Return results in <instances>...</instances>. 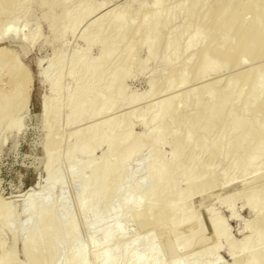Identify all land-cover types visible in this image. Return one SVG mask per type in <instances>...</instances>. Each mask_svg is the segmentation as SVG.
I'll list each match as a JSON object with an SVG mask.
<instances>
[{"label": "bare ground", "instance_id": "bare-ground-1", "mask_svg": "<svg viewBox=\"0 0 264 264\" xmlns=\"http://www.w3.org/2000/svg\"><path fill=\"white\" fill-rule=\"evenodd\" d=\"M33 6L42 10L41 18L47 22L54 38L78 34L85 43L83 49L72 53L68 62V56L64 57L61 49L53 51L49 59L58 65L59 74L64 72L66 64L69 66L67 77L71 78V83L75 80L76 68L85 78L79 84L75 82L68 94V107L64 106L68 108L67 111L64 108L67 125L163 94L171 88L178 90L190 76L197 79L221 69H233L247 61L254 64L228 75L223 85L217 79L185 91L182 101L178 98L179 92L172 93L139 113H123L77 128L71 134L72 140L63 147L64 151L60 149L61 141L56 139L58 125L57 137L63 131L60 122L63 106L58 101L63 84L62 80H54L53 97L43 123L45 168L51 175L47 192L34 204L41 209L39 229L22 241L23 261L17 260L14 250L9 254L1 253L0 264H56L53 244L57 236L62 237L68 247L76 246L75 252L70 254L68 248L63 247L64 264H87V252L80 244L83 240L77 234L75 216L65 219L69 210L56 214L52 209L53 188L59 182L64 183L61 169L51 170L60 155L59 149L71 160V174L74 175L78 167H82V172L91 169L92 197L105 201L111 194L118 196L114 206L91 215L96 242L98 232L101 234L100 248L96 250L99 243L94 239L92 242L99 264H196L175 258L176 253L170 250L173 232L162 223L173 218L164 203L176 192L180 196L174 218L176 232L179 228L181 231V227L197 229L198 218L204 224L203 234L198 235L191 247V254L195 255L218 250L220 241L228 235L224 220L211 210L213 208H201V199L224 206L235 218L234 201L242 194L253 218L241 225V229L247 231L242 241L228 242L231 264H264V172L260 179L255 173L250 176L261 166L264 168V0H152V6L136 0L119 5L120 8L115 5V11L111 8V12L101 16L99 12L96 17L92 15L104 7V2L0 0V41L19 38L32 44L37 37L39 39L38 32L33 35L18 32L19 23L25 22ZM95 45L99 46V53L91 57L90 51ZM142 50L145 56L141 58L138 53ZM109 71L110 76L103 86L101 83ZM48 72L47 66L39 74L47 79ZM134 74H146L150 88L144 94L127 88L126 79ZM4 75L12 77L13 82L5 88L0 81V144L5 142L7 132L21 130L31 87V75L22 64L20 54L1 45L0 80ZM149 114L154 131L135 134L134 118L143 123ZM167 144L171 148L166 154L161 147ZM146 147L150 151L148 158L143 159L145 172L137 179L129 164ZM98 148H103V152L95 158L93 152ZM204 155L209 158L207 163L202 160ZM217 162L222 164L219 171L215 166ZM246 174L249 179H244ZM238 180L242 181L234 184ZM129 182L134 183V188L123 195L122 188ZM181 182L185 186L179 189ZM142 188L149 195L145 202L136 194ZM85 192L86 188L82 187L76 201L83 214L88 213L83 200ZM65 200L67 203L68 199ZM3 206L4 203L0 208ZM27 206L30 211L26 225L34 219L35 209L33 203ZM146 206L156 209L152 220L149 222L147 218L144 226V229L150 228L151 223L153 234H149V238L144 232L139 234L144 241L146 235L145 244L150 243L147 253L135 249L134 239L130 244L126 240L128 246L123 247L121 242L111 245L114 238L119 240L123 235V226L117 218L132 215L142 221L148 214ZM6 211L0 214V227L8 226L14 239L22 233L23 227H12L17 213L8 208ZM64 220L68 221L66 228ZM201 227L199 225L200 231ZM118 244L123 248L121 258L113 256L119 249ZM217 261L213 258L208 264Z\"/></svg>", "mask_w": 264, "mask_h": 264}, {"label": "rangeland", "instance_id": "rangeland-1", "mask_svg": "<svg viewBox=\"0 0 264 264\" xmlns=\"http://www.w3.org/2000/svg\"><path fill=\"white\" fill-rule=\"evenodd\" d=\"M97 1L104 2V7L102 8L101 6L100 8L102 10L99 8L101 11L100 10L96 11L97 14L94 13L92 17L93 16L96 17L97 15H99L98 14L99 12L101 16V14L104 15L108 11L109 12H111V10L115 11L116 8L119 7V5L123 6L125 3L128 2L134 3L136 0H97ZM140 1H144L146 6H152V0H140ZM114 3L116 5V8ZM111 4H113L114 6L112 7ZM41 13H42L41 9L33 6V8L29 10L25 22H23L24 20H21V22L18 25L19 31L18 30L17 31L18 32L21 31L20 33L22 34L28 33L30 35H33L38 32L39 39L37 37L35 39L36 40L35 43L32 44L25 43L21 41L19 38H9L0 41V47L1 45H6L20 54V60L22 64L25 66V68H27V70L31 75L30 95L27 103V110L22 120V128L19 132H15V131L7 132L5 134V139H4L5 142H2L0 144V206L4 203V206L0 208V214L7 212L6 208L10 209L11 211H15L17 213V219L16 221L12 222L11 226L23 227L22 233L17 237H15L14 239L11 229L8 228V226L2 225L0 227V232H1L0 242L2 243L0 248V254L1 253L9 254L11 251L15 250V253H17L16 255L17 260L19 261L24 260L22 241L30 237L39 229V219L41 217V212H40L41 209L39 208V206L38 207L34 206V204L40 195H42L44 192L45 193L47 192L46 191L48 186L47 182H49L48 177L51 175V172L49 173V171L46 170L45 168V162H46L45 136H44L45 129L43 128V123L45 120L46 110L51 103L50 102L51 98L53 97L52 95L53 90L51 87L54 80L57 79L62 80V84H63L61 90L58 92V101L60 103V106H63L61 107L63 109L62 110L60 109V111H63L61 113L63 116L61 115L60 117L62 120V121L60 120V122L62 124L61 127L63 130L60 131L59 133L60 134L59 137L61 139L57 137L58 131L60 130L59 127L60 125L57 126V128L59 129L56 132V139L57 140L59 139V142L61 141L60 149L63 150L65 149L63 147H65V145L72 140L71 134L77 128L83 127L85 125H89L94 122H100L108 117L118 116L123 113H128L132 111L139 113L142 110L146 109L147 106L154 104L156 101L158 102L159 99L161 100L162 98H166V97L168 98V96L172 95V93L174 94L176 92L177 93L179 92L178 98L180 99V101H182L181 99L182 94L185 91L190 90L193 87L199 86L204 83L215 82L217 79L220 80L221 85H223L228 75H231L233 72H237L238 70L244 69L254 64V62L247 61L246 63L238 67H235L233 69H229V70L221 69L218 72L209 73L208 75L206 74L202 78H197V79L194 78L195 80L193 79L192 76H190L187 83L184 86L178 88V90L171 88L172 90L169 89V91L167 92L166 90L165 92L163 91L164 92L163 94L145 98L139 102L130 104L125 107L115 108L109 112H106V114L104 113L98 116H89L88 118H84L83 120L79 122H75L72 125H67L65 122V117L67 112H65V116H64V108L66 109L65 111H67L68 106L66 102H67L68 94L70 92V89L73 90V88L75 87V82L79 84L80 82L85 81V78L83 77L81 71L78 68H76L75 77H74L75 80L74 81L72 80V83H74L72 84L71 78L67 77V75H69V71H68L69 66L67 67L66 64L65 66L66 70L64 69V72L62 74H59L58 65L54 64V62L50 61L49 59L53 55V51L55 52L61 49L63 50V54H65L64 57L68 56L66 60L68 62L69 61L68 59H70L71 56L73 55L72 53L74 51H79L80 49H83L85 43L80 37H77L78 34H76L75 37L73 35L66 34L65 36H63V38L60 39L54 38L51 29H49V26H47L48 25L47 22L41 18L42 16ZM24 23H26L25 26ZM82 26L80 27V29L82 28ZM98 53H99V46L98 45L93 46L90 51V56L95 57L97 56ZM138 55L141 58L144 57L145 50L139 51ZM47 66L49 67V72H48L49 76L47 79H45L40 76L39 72L41 69L46 68ZM109 76H110V71L106 74L105 78L101 83L103 84V86L107 82ZM12 80H13L12 77L4 75L2 76L0 81L1 84L5 88H7L10 86V84H12L13 82ZM126 85L130 91L136 92L138 94H144L150 88V84L147 81L146 74L132 75L131 77L126 79ZM65 105L67 107H64ZM150 117L151 114L148 115L146 121L143 123L140 122L138 119L134 118L133 127H132L133 132L139 135L143 132L154 131L155 127L153 126V124L150 123ZM146 148L141 153L136 155L135 158H133L129 164V169L131 171H134L135 177L137 179L138 178L140 179L145 172V164L143 163L144 162L143 159L146 160L148 158L150 151L149 148L147 149ZM161 148L162 151L167 154L169 153L171 146L167 144V145H163ZM60 149H59L60 155L58 157V160L54 161L57 162L53 164L54 168L51 167V170L53 171L54 169L55 171L56 169H61L62 179L64 183L63 185H61L59 182L53 188V192L51 196V202H53V207H52L53 212L58 214V213H62L63 210H69V216H67L65 219H68V217H70L71 215L75 216L76 231L77 234L81 237V240H83L82 241L83 243L80 242V244L84 249H86L85 251L87 252V264H99V260L95 259L94 257V251L100 248V241L98 242V240H100L101 237L99 236L100 232H98V238H97L98 240L96 239L97 242L99 243L98 246L97 242L95 241V237H97V233L95 234L93 228L91 227V219H92L91 215L94 211L105 210L106 207L108 208L114 206L118 201V196L116 194H111L110 196H108L107 199H105V201H98L96 198L92 197L91 193L93 192L94 189V183L91 175V169L89 168L85 172H82V167H78L77 172L74 175L71 174L70 171L71 160L68 158L67 154L63 152L64 150L62 151ZM102 152H103V148H98L94 150L93 156L95 158H99ZM202 160L205 163H207L209 161V158L207 157V155H204L202 157ZM215 166H217L219 171V169L222 167V164L217 162ZM263 170L264 168H262L261 166L259 169H257V171H253V173L251 174L249 173V174L251 176L252 174L255 173L254 176H260L261 173L263 174L264 172ZM247 174L244 177V179L250 177L249 175L247 176ZM260 178L261 176L259 177V179ZM239 179L242 178L239 177ZM239 181L242 180L235 181L234 184H237ZM36 183L37 184L39 183V185L36 186ZM184 186H185L184 182H181L179 185V189L183 188ZM82 187L86 188V192L83 195V200L88 208V213H84V214L81 212V208H79L76 203ZM132 188H134L133 182H129L125 184L122 188V194L123 195L129 194ZM136 194L140 196V198H142L144 202L147 200L149 196L148 194L145 193L144 188L138 190ZM64 197L68 199L67 203L65 200L66 198L64 199ZM179 197H180L179 194L176 192V194L170 198L171 200L168 199L165 201L164 205L165 207L167 206L170 208L173 218L168 223H166L165 221L162 222L165 225V228L168 229V231L173 232L172 233L173 237H171L170 250L176 253L175 258L186 259L187 260L186 262H188L189 260V262H194V263L196 262V264H208L212 262L213 258H216L218 261L217 263L214 262V264H231L232 259L229 256L230 254L227 248L228 242L235 241L239 243L240 241H242L243 238L246 236L247 231L241 229V225L247 223L253 218V213L251 209L244 203L242 194L238 195L234 201V209L236 213L235 218L230 216L229 211L224 206L219 205L220 206L219 207L216 202H212V201L210 202L205 198L201 199L200 201L201 208L202 206L203 208L204 207L205 208L208 207L209 209L213 208L211 210H215L216 213L221 216L220 218L224 220L223 225L228 230V235L226 238L220 241V247L218 248V250L210 249L208 253L205 255L191 254V247L193 245V242L196 240L198 235H201V233L203 234L205 230L202 226L204 224L201 218H198L199 225L200 227L202 226L201 231L198 225L197 229L193 228L189 230L188 227H187L188 229L181 227V231H179L180 229L179 228L177 229L178 233L176 232L174 226L175 225L174 218L176 216V212L178 209L177 207L180 201ZM63 202H65L66 204ZM28 203H33L35 209L33 213L34 219L28 225H26V220L28 219L29 211H30L27 208ZM155 210H156L155 206H146V212L148 214L146 218L143 219L142 221L136 219L132 215L122 216L117 218V220L123 226L124 229L123 235L122 236L119 235L120 236L119 240L114 238L110 244L115 245L121 242L120 244H123L122 246L124 247L126 244L125 243L126 240L129 243L132 242V240L134 239L133 242L135 244L134 243L133 244L136 246V248L135 246L131 245L132 248L134 247L139 252L147 253L150 243L148 242L149 243L148 245L145 243L148 235L153 234L154 226H151V223L150 225L148 224L150 228L147 226L148 228L145 227L144 229V226H146L147 218L149 219V220L147 219V221L149 222L150 220H152L151 216L153 212H155ZM110 219L111 221L113 220L112 217ZM107 221L109 222V220ZM67 223L68 221L64 220L63 227L66 228ZM141 232L147 234V237L145 235V241L143 240L144 239L143 237L142 238L140 237L142 234ZM136 234H138V236ZM93 239L97 244L96 250L94 246L92 248ZM120 244H118L117 246L119 247ZM53 245L56 253L55 254L56 264H64L61 258L62 249L64 246L68 248L67 250L68 254L73 253L76 250L75 244H71L68 247L64 239L60 236L56 237ZM131 246L129 245V248H131ZM120 247L118 250L114 252L113 256L115 258L118 257L121 258L122 257L121 255H123L122 252L123 248ZM162 253L164 254V252ZM128 264L131 263L129 262Z\"/></svg>", "mask_w": 264, "mask_h": 264}]
</instances>
